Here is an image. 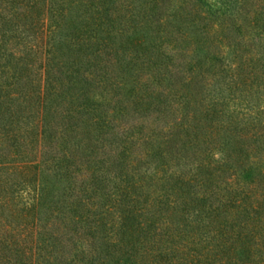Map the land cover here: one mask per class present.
<instances>
[{"label":"trees","instance_id":"16d2710c","mask_svg":"<svg viewBox=\"0 0 264 264\" xmlns=\"http://www.w3.org/2000/svg\"><path fill=\"white\" fill-rule=\"evenodd\" d=\"M5 152L39 187L6 264H264V0H0Z\"/></svg>","mask_w":264,"mask_h":264},{"label":"rangeland","instance_id":"374dc122","mask_svg":"<svg viewBox=\"0 0 264 264\" xmlns=\"http://www.w3.org/2000/svg\"><path fill=\"white\" fill-rule=\"evenodd\" d=\"M135 6H136V10L139 9L140 2L136 1ZM147 27L148 25L146 21L138 19L137 24L135 25L133 24L130 32L128 33V37L124 39V41L126 40L128 41V39L130 38V41L133 42L131 46V49L133 50H131L130 54H128L127 56V57L131 56L129 59L130 64L128 66V69H126L128 73L127 75H131L132 72L135 75L145 74L148 63H145L142 65V63L146 59V55L143 54L142 51L146 47L149 48L148 42L143 43V37L145 35L144 32L146 33L147 31H149ZM189 33H191L190 30H189ZM132 35H134L135 37ZM179 43L181 46H184V47L187 45L186 41L184 39L180 40V38H179ZM64 49H66V47H64ZM139 57L140 59L138 60ZM114 68H115L116 73L119 72L121 70V64H118L117 67H114ZM215 72L217 74L214 75ZM230 83H231V80H229L226 77L224 78V76H222L220 71L216 69L215 71L213 70V72L207 73V79H205L201 83L202 86L200 87L198 92L200 93V95L205 97V95L208 96L209 94L216 92L218 90V87H222L223 89H225L227 84H230ZM235 88H236V92L238 90L236 94L237 96L245 97V92L242 90L243 89L242 86L236 85ZM246 95L248 97H252L254 93L246 92ZM259 96H261V94H258V93L255 94L252 97V101L257 100ZM32 112H33V108H31L30 111L26 112V114H29ZM22 119L24 122H27V119H24V118ZM34 119H35V116H33L30 119L31 122H34V123L37 122ZM4 157H5L4 158L5 160L3 161V163H0V195L3 197V199H5V201H2L5 206L4 207L5 213L6 215H8L9 217L13 219H24V217L30 218L31 213L29 212V208L34 203H36V200L34 197H36L35 194H36L37 189L39 190V187H37L33 183V181L25 182L27 178L31 176L30 172L25 173L23 171H20L14 166L10 165L11 162L8 163V161H11L10 160L11 154L7 155V152H5ZM58 190L59 189L56 187V189L53 191L55 195H57ZM49 199H54V196L49 197ZM45 203L41 205L42 207L38 209L42 213V216L44 217L50 216L51 215L50 212L53 211L52 209H54V211L58 210L59 205H62L64 207L66 203V207H68L67 204L69 203V201H54L53 203L55 204L56 207L53 206V208H52V205L50 204L51 202L49 204H45ZM191 213H193V211ZM190 216L192 215L190 214ZM202 224H207V221H202L200 223H197L196 225L197 227H200ZM9 248H10L9 245H7L5 242L0 240V264H6L7 260L12 258L14 251H12ZM115 256H118V260H120L122 264H127L126 261H124V257L119 255V253L116 252Z\"/></svg>","mask_w":264,"mask_h":264}]
</instances>
